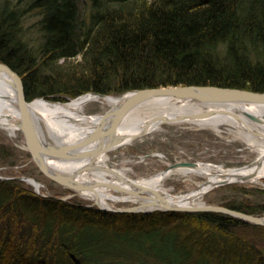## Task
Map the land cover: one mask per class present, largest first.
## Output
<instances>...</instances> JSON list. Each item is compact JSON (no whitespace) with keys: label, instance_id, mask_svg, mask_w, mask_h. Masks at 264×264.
<instances>
[{"label":"trees","instance_id":"trees-1","mask_svg":"<svg viewBox=\"0 0 264 264\" xmlns=\"http://www.w3.org/2000/svg\"><path fill=\"white\" fill-rule=\"evenodd\" d=\"M12 1L0 0V62L28 102L180 85L264 92V0ZM31 13L36 45L25 39ZM223 206L264 216V204ZM0 264H264V227L210 212L112 213L0 179Z\"/></svg>","mask_w":264,"mask_h":264},{"label":"bare ground","instance_id":"bare-ground-1","mask_svg":"<svg viewBox=\"0 0 264 264\" xmlns=\"http://www.w3.org/2000/svg\"><path fill=\"white\" fill-rule=\"evenodd\" d=\"M127 96V94L100 96L92 93L68 102L38 98L30 103V107L49 137L62 143H76L94 130L101 119L112 109L121 105ZM91 104L98 105V113L86 114V107ZM202 113H211V115L208 118H192L194 115ZM249 116H253L255 119H251ZM18 122L19 111L15 89L9 78L0 77V127L8 130L11 135H15ZM166 124L209 129L218 134L223 128H226L234 133L236 138L255 148L259 152L258 158L248 167L228 171L211 164L171 168L174 164L169 162L166 171L160 172L150 179L132 180L123 170H112L107 164L109 157L104 154L92 162L93 165L102 169L96 173L81 174L80 179L84 181L102 180L111 183L123 182L131 185L135 183V185L145 186L162 194L161 184L172 174L205 176L207 181L201 184L196 191L185 196H167L171 204L193 206L197 204L195 200L200 198L202 194L224 181L239 183L245 177H252L248 181L254 182L264 178V104H203L176 98H151L135 107L127 115L119 126L117 135L125 137L123 145L132 144L136 139L161 131ZM91 161V159H47V164L52 169L62 173H75L82 167L89 165L88 163ZM215 171H219L221 174H214ZM26 180L35 187L39 185L35 179L26 178ZM96 196H99L100 203L104 207H111L110 201L120 202L132 199L128 196H116L103 188L98 189L96 193L84 194V198L91 201ZM138 201L135 199V202Z\"/></svg>","mask_w":264,"mask_h":264},{"label":"rangeland","instance_id":"rangeland-1","mask_svg":"<svg viewBox=\"0 0 264 264\" xmlns=\"http://www.w3.org/2000/svg\"><path fill=\"white\" fill-rule=\"evenodd\" d=\"M12 2L15 3L16 0ZM38 23L39 17L34 13L28 14L24 22L25 39L31 45L40 42ZM85 111L88 115L96 114L99 112V107L97 104H91ZM0 146L5 147L4 149H12L14 153L13 156L0 153L1 178L20 181L36 194L33 184L21 180L32 178L39 182L40 192L44 194L54 195L63 201L76 199L78 202L95 206L93 201L84 196L74 197V192L51 182L41 173L26 149L24 136L19 130L15 135H11L8 130L0 127ZM258 153L255 148L236 138L234 133L226 128L218 134L209 129L166 124L161 131L136 139L132 144L118 146L106 155L109 157L107 164L111 169L123 170L132 180H144L166 171L169 162L211 164L228 171L252 165L257 160ZM214 174L221 172L215 171ZM90 176L92 177V174ZM206 181L205 176L176 173L162 182L161 191L163 195L171 197L185 196L196 191ZM262 190H264V178L254 182L240 181L212 188L195 201L196 205L223 206L229 201L252 205L264 204ZM113 194L123 196L118 193ZM140 202L110 201V206L125 208L139 205Z\"/></svg>","mask_w":264,"mask_h":264},{"label":"water","instance_id":"water-1","mask_svg":"<svg viewBox=\"0 0 264 264\" xmlns=\"http://www.w3.org/2000/svg\"><path fill=\"white\" fill-rule=\"evenodd\" d=\"M0 77L9 78L16 93V101L19 111V130L25 140L26 149L31 155L39 171L51 182L74 192V197L84 196L87 193H96L98 189H106L113 193L122 194L141 201L139 205L125 208L104 207L101 205L99 196L93 200L94 205L102 210L120 214L149 213L154 211L164 212H210L230 216L248 224L264 227V216L247 214L233 210L221 205L198 204L193 206H183L171 204L168 195L158 193L151 188L135 185V183L125 184L111 183L108 181H84L80 179L81 174L96 173L102 168L93 165L92 162L112 149L123 145L124 136L117 135L119 126L127 115L138 105L151 98H176L185 101H195L198 103L227 104V103H250L264 104V92H256L246 89L225 88L219 86H169L153 89H140L126 93L128 96L121 105L114 108L104 116L97 127L86 137L76 143H62L49 137L38 118L34 115L30 103L25 96V86L21 76L8 65L0 62ZM92 94V93H88ZM103 96L101 94H96ZM211 113L194 115L193 119L208 118ZM255 119L253 116H249ZM97 143L94 147L93 145ZM47 159L61 160H87L92 161L79 169L75 173H62L52 169L47 164ZM196 163L185 162L176 163L171 168L195 167ZM109 170V169H106ZM113 170V169H112ZM252 177H245L241 181H248ZM27 181L26 178L21 179ZM28 182V181H27ZM230 182L224 181L218 186H224ZM215 188V187H214ZM206 193V192H205ZM204 193V194H205ZM202 194V195H204ZM56 200H62L54 197Z\"/></svg>","mask_w":264,"mask_h":264},{"label":"built area","instance_id":"built-area-1","mask_svg":"<svg viewBox=\"0 0 264 264\" xmlns=\"http://www.w3.org/2000/svg\"><path fill=\"white\" fill-rule=\"evenodd\" d=\"M0 179H3V178L0 177ZM40 188H41V185L40 184L37 187H35V191H36V194L37 195H39L41 197H44V198L54 197V195H48L46 193L44 194V193L40 192Z\"/></svg>","mask_w":264,"mask_h":264}]
</instances>
